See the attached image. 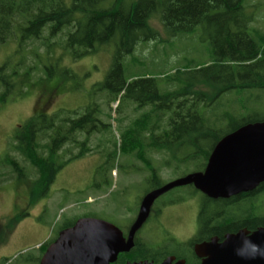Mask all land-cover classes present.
<instances>
[{"label": "trees", "instance_id": "obj_1", "mask_svg": "<svg viewBox=\"0 0 264 264\" xmlns=\"http://www.w3.org/2000/svg\"><path fill=\"white\" fill-rule=\"evenodd\" d=\"M244 2L72 0L67 5L66 0H0V45L15 39L16 33H19L20 42L24 45L28 41H40L39 44L44 47L40 37L42 30L48 26V39L60 33L62 40L59 43L74 61L104 47L113 49L104 81L109 88L107 100L117 101L120 97L118 102L121 103V99H128L135 106V111L140 110V113L120 129L119 142H113L109 160L101 167L99 179L109 188L106 173L114 171L116 156H127L143 163L148 173L145 179L148 186L146 194L165 184L159 175L162 166L180 169L191 165L194 167L193 172H202L213 148L224 136L246 124L264 122L248 121L222 134L221 130L209 125V119L204 116L205 111L200 112L202 104L205 107L211 105L225 93L264 89V34L250 27L254 16L247 11ZM155 14H160L162 27L167 34H192L198 29L207 33L211 60L176 67L165 73H134L127 76L124 59L133 55L138 43L159 38L158 32L149 25V20ZM32 51L38 58L36 48ZM63 55L52 59L54 64L44 66L43 70L31 65L21 73V66L14 70L7 64L0 66V107L15 87H19L17 96L25 94L23 84L32 81L35 71L41 72V78L46 79L54 75L66 79L77 77L70 68L59 65ZM15 77H22L19 86L13 82ZM93 106L86 108L81 115L77 111L68 112L69 118L63 117L64 113L60 111L50 115L38 112L17 128L9 152L17 153L36 173L30 193L31 204L41 196L42 191L48 190L66 164L90 151L87 143L90 135L110 130L99 119L98 105ZM80 135H84L83 141L78 140ZM67 143L78 148V153L64 159L63 155L69 150L65 149L62 154L59 152ZM9 152L0 160V168L20 172L22 166ZM152 153L165 154L167 159L153 160L150 156ZM184 188L190 189L188 196L176 193ZM166 194L173 196L161 203L162 208L181 203L193 195L201 196L196 235L182 242L164 231V236L155 241L143 239L140 229L130 251L118 255V263L143 260L159 264L167 257L174 256L176 260H184L185 264H199L200 259L193 253L195 243L207 241L214 236L222 238L223 234L236 233L241 228L264 227V217L255 218L252 215L254 209L263 207L261 205L264 202L259 197L264 198V183L256 192L229 199L208 198L192 186L175 188ZM160 211L162 209H154L157 216ZM23 216L17 215L10 219L8 226L11 230ZM75 221L64 223L58 231L71 227ZM133 221L130 220L123 229L119 228L123 236L127 235ZM58 233L43 244V252ZM39 260L35 263L38 264Z\"/></svg>", "mask_w": 264, "mask_h": 264}, {"label": "rangeland", "instance_id": "obj_2", "mask_svg": "<svg viewBox=\"0 0 264 264\" xmlns=\"http://www.w3.org/2000/svg\"><path fill=\"white\" fill-rule=\"evenodd\" d=\"M71 1L66 0V4L70 5ZM244 4L247 11L254 16L250 27L264 34V0H245ZM149 25L158 32L159 38L138 43L133 55L124 59L127 76L134 73H165L176 67L182 68L211 60L209 36L202 30L179 36L167 34L162 27L160 14H155L149 20ZM48 34L49 29L46 26L40 37L44 43V47H41L40 41H28L24 45L20 42L19 33H16L15 39L0 45V66L7 64L13 70L21 66V73L31 65L43 70L44 66L54 64L52 59L66 54L61 57L59 65L70 68L77 77L66 79L54 75L46 79L41 78V72L35 71L32 81L23 84V96L16 95L19 87L13 89V93L0 107V160L12 149L17 128L22 127L38 112L50 115L60 111L64 113L63 117L69 118L68 112L77 111L81 115L86 108L96 104L101 123L108 125L110 130L90 135L87 141L90 151L66 164L48 190L42 191L33 204L30 202V193L36 173L17 153L9 152L18 160L22 169L19 172L0 168V227L4 224L8 227L6 234L0 237V240L5 239L0 244V257L9 258L7 264H36L26 260L31 255L30 252L24 253L26 248L54 238L64 223L85 215L108 221L123 229L130 220L135 219L140 197L148 190L145 181L148 173L143 163L127 156H116L113 162L114 171L106 173L110 182L109 188L99 179L101 167L109 160L113 142H119L120 129L140 113V110L135 111V106L128 99H121V103L118 102L120 97L117 101L107 100L109 88L104 81L113 49L104 47L74 61L59 43L62 35L59 33L48 39ZM35 48L39 53L38 58L33 55L32 50ZM23 62L27 65L22 64ZM20 81L22 77L13 79L18 86ZM203 110L211 127L221 130L222 134L228 133L245 122L264 120V89L225 93L211 105L205 107L202 104L200 112ZM78 140L83 141L84 135L78 136ZM65 149L69 152L63 155L64 159L78 153V148L68 143L59 153H64ZM150 156L156 161L167 159L165 154L160 153H152ZM160 169V178L168 183L192 173L194 167L189 165L171 169L162 166ZM102 178L105 181V174ZM176 193L188 196L190 189H179ZM172 196L165 194L158 198L151 211L152 220L140 232L143 239L159 241L164 236V231L182 242L194 237L199 229L197 214L201 196L193 195L181 203L162 208L161 203ZM261 201L264 202V198ZM261 206L263 207L259 211L262 212L258 213L264 215V203ZM154 209H162L160 215L157 216ZM22 213L23 218L11 230L8 226L10 219L21 216ZM32 228L36 232L31 234Z\"/></svg>", "mask_w": 264, "mask_h": 264}, {"label": "water", "instance_id": "obj_3", "mask_svg": "<svg viewBox=\"0 0 264 264\" xmlns=\"http://www.w3.org/2000/svg\"><path fill=\"white\" fill-rule=\"evenodd\" d=\"M264 183V122L246 124L224 136L213 148L202 172H192L146 193L126 237L114 224L82 217L45 249L39 264H115L121 253L134 245L138 230L147 220L154 202L169 191L193 186L211 199H229ZM200 264H264V227L253 232L239 230L193 245ZM126 264H153L133 262ZM159 264H185L169 256Z\"/></svg>", "mask_w": 264, "mask_h": 264}, {"label": "flooded vegetation", "instance_id": "obj_4", "mask_svg": "<svg viewBox=\"0 0 264 264\" xmlns=\"http://www.w3.org/2000/svg\"><path fill=\"white\" fill-rule=\"evenodd\" d=\"M262 184H263V183H262ZM260 187H261V184H260L256 189H254L253 191L247 192L246 194L256 192ZM243 194H245V193H243ZM259 199H262V197H259ZM259 202H260V200H259ZM138 207H139V206H138ZM151 211H152V208H151ZM151 211H150V214H149L147 220L145 221V223H144L143 226L141 227V229L144 228V226L152 220V219L150 218ZM258 211H259V209H254V210L252 211V212H254V213H252L253 217H255V218H258V217H260V218H261V217H264V215H260V214L258 213ZM259 212H262V211L260 210ZM23 214H24V213H22L21 216H22ZM260 227H262V226H257V227L254 228V229L241 228L240 230L245 229V230H247L248 232L251 233V232L257 230V229L260 228ZM6 230H8V227L6 226V224H4V225H2V226L0 227V237H2V235H5V234H6ZM30 231H31V234L36 232V230H35L34 228H32ZM238 231H239V230H238ZM238 231H237V232H238ZM196 233H197V232H196ZM196 233H195L193 236H195ZM226 234H229V233H225V234H223V235H222V238H219V237H218L219 241H222L224 235H226ZM214 237H217V236H214ZM211 238H213V237H211ZM211 238H209V240H210ZM4 241H5V239H4ZM4 241L1 239V240H0V244H2ZM207 241H208V240H207ZM44 243H45V242H44ZM44 243L39 244V245H35V246H30L29 248H26V251H25L24 253H28V252L31 253V255H29L28 257H26V260L28 259V260H30L31 263H33V262L35 263V261H36L38 258L40 259V258L42 257V255H43V253H44V252L42 251V247H43V244H44ZM22 254H23V253H22ZM0 256H1V255H0ZM175 259H176V258H175ZM9 260H10V259L7 258L6 256L0 257V264H7V263L9 262ZM164 260H165V259H164ZM39 261H40V260H39ZM136 262H143V260H142V261H136ZM126 263H133V262H130V261H128V260H125L123 264H126ZM38 264H39V262H38ZM115 264H120V263H118L117 260H116ZM199 264H200V262H199Z\"/></svg>", "mask_w": 264, "mask_h": 264}]
</instances>
